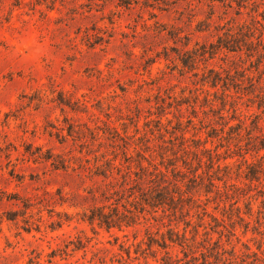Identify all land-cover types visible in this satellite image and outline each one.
Instances as JSON below:
<instances>
[{"label":"rangeland","instance_id":"1","mask_svg":"<svg viewBox=\"0 0 264 264\" xmlns=\"http://www.w3.org/2000/svg\"><path fill=\"white\" fill-rule=\"evenodd\" d=\"M0 264H264V0H0Z\"/></svg>","mask_w":264,"mask_h":264},{"label":"trees","instance_id":"2","mask_svg":"<svg viewBox=\"0 0 264 264\" xmlns=\"http://www.w3.org/2000/svg\"><path fill=\"white\" fill-rule=\"evenodd\" d=\"M87 219L90 222H94L97 220L100 224H105L107 227H111L114 225L112 220L110 219V216L101 208L92 209Z\"/></svg>","mask_w":264,"mask_h":264}]
</instances>
